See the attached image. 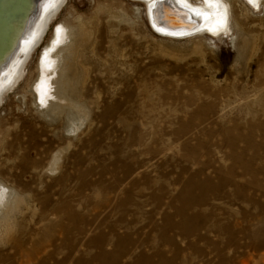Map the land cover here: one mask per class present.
Returning <instances> with one entry per match:
<instances>
[{
	"label": "rangeland",
	"instance_id": "rangeland-1",
	"mask_svg": "<svg viewBox=\"0 0 264 264\" xmlns=\"http://www.w3.org/2000/svg\"><path fill=\"white\" fill-rule=\"evenodd\" d=\"M230 3L228 36L169 38L141 2L68 0L56 97L48 31L0 104V264H264V5Z\"/></svg>",
	"mask_w": 264,
	"mask_h": 264
},
{
	"label": "bare ground",
	"instance_id": "bare-ground-1",
	"mask_svg": "<svg viewBox=\"0 0 264 264\" xmlns=\"http://www.w3.org/2000/svg\"><path fill=\"white\" fill-rule=\"evenodd\" d=\"M132 1L142 3V10L145 13L147 24L154 30L155 34L162 37L186 38L209 35L211 38H218L232 32L231 0H219L218 4H206L204 0H186V2H181V0ZM170 1H175L180 8L185 10L182 13L184 14L183 20L189 21L192 24L191 28L170 33L154 23L155 4L157 2L163 3L162 11L164 15H168L171 12ZM241 1L245 4V11L256 10L258 12L261 6L264 5V0H256L255 5L251 4L249 0ZM4 2V0H0V14L4 13L8 7ZM24 3L22 2L20 7L23 11L19 13L20 18L24 17L25 10L28 7ZM67 3L68 0H35L28 15L20 21V24L14 23L9 26L11 31L8 32V40L12 47L0 52V104L3 102L4 97L14 91L23 80L32 55L41 45L48 31H50L48 42L44 51L39 55L36 65L39 71L37 72L39 73V79L35 85V90L37 97L40 99L39 101H42V103L56 97L51 89L54 78L56 79L57 72L62 67L64 57L62 53L64 50L68 51L74 29L65 22L57 24L53 28H50L52 27L50 25ZM173 20L179 19L173 17ZM17 198L18 196L16 193L14 195L13 190L0 183V210H5L6 217L8 213L14 210V203L19 200Z\"/></svg>",
	"mask_w": 264,
	"mask_h": 264
},
{
	"label": "water",
	"instance_id": "water-1",
	"mask_svg": "<svg viewBox=\"0 0 264 264\" xmlns=\"http://www.w3.org/2000/svg\"><path fill=\"white\" fill-rule=\"evenodd\" d=\"M4 4H7V9L4 11V13L0 14V52L5 51L6 49H11L12 44L8 40V32L10 33V28L14 23L20 24V21L26 17L31 9V7L34 5L35 0H4ZM22 2H25L24 4L27 7V10H25V15L23 18H20V14L23 11H21L20 7L22 5ZM163 2V1H161ZM170 14H165L162 11L163 3L157 2L154 6V14L155 19L154 23L160 26L161 28L167 30L168 32L172 33L176 31L186 30L192 27V24L187 21L183 20L184 9L180 8L175 1H170ZM15 6V7H14ZM14 8V9H13ZM21 11V12H19ZM171 17V18H170ZM173 17L179 19V20H173ZM178 22V23H174ZM10 30V31H9Z\"/></svg>",
	"mask_w": 264,
	"mask_h": 264
},
{
	"label": "snow or ice",
	"instance_id": "snow-or-ice-1",
	"mask_svg": "<svg viewBox=\"0 0 264 264\" xmlns=\"http://www.w3.org/2000/svg\"><path fill=\"white\" fill-rule=\"evenodd\" d=\"M181 2H186V0H181ZM206 4H218L219 0H204ZM249 2L255 5L256 0H249Z\"/></svg>",
	"mask_w": 264,
	"mask_h": 264
}]
</instances>
